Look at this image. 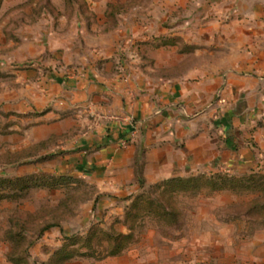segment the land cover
Returning <instances> with one entry per match:
<instances>
[{"label":"crops","instance_id":"0c3cea01","mask_svg":"<svg viewBox=\"0 0 264 264\" xmlns=\"http://www.w3.org/2000/svg\"><path fill=\"white\" fill-rule=\"evenodd\" d=\"M26 1L33 8L27 18L50 16L62 29L50 25L44 41L18 27L16 58L48 71L44 79H36L39 68L18 73L11 89L0 85V109L32 113L30 126L14 130L24 148L42 143L38 154L59 161L50 175L119 195L141 178L264 173V0H83L71 27L64 0H48L58 7L54 15L35 9L39 0ZM68 28L84 42L64 36ZM140 34L148 38L138 44L145 55H164L160 74L122 72L121 50L135 49ZM174 66L178 72L169 73ZM106 203L100 198L93 208Z\"/></svg>","mask_w":264,"mask_h":264},{"label":"rangeland","instance_id":"374dc122","mask_svg":"<svg viewBox=\"0 0 264 264\" xmlns=\"http://www.w3.org/2000/svg\"><path fill=\"white\" fill-rule=\"evenodd\" d=\"M21 1L0 0V22H6L5 30L0 29V85L10 89L16 87L18 73L39 68L36 79H44L48 71L38 67L32 58H16V49L21 45L18 27L28 25V31L35 30L44 41L49 38L46 35L50 25L62 29L50 16L36 18L32 13L27 18L32 2ZM55 2L59 4L60 0ZM39 3L35 9L46 8L53 15L58 10L48 0ZM143 4L136 9L143 10ZM84 7L83 0L62 2L69 16L67 27L76 25L75 11H84ZM103 8L96 4L97 11ZM77 34V29L68 28L64 36L74 43L83 41L84 36ZM139 37L144 40L135 44V49L126 45L121 50L122 72L137 68L142 73L160 74L162 68L156 64L163 53L158 50L157 60L152 61L138 47L148 38L145 34ZM176 68L169 73H177ZM182 68L186 67L179 70ZM32 78L27 83L35 79ZM31 114L0 109V264H264L263 172L214 175L194 171L170 183L166 180L174 177L157 182L140 179V187L119 195L100 193L95 185L73 175L66 176L72 179L56 187L37 185L30 177L20 179L36 174L44 175L47 181L49 170L59 161L51 154H38L42 147L24 148L25 137L14 128L30 126L34 121ZM6 134L9 136L4 137ZM39 167L40 172L32 171ZM100 198L107 203L94 209L93 202ZM64 203L69 204L67 208ZM59 219V226L38 237L41 226ZM8 231L10 236L21 232L20 242L12 241ZM105 232L127 235L123 252L104 256L103 244L108 243ZM92 233L93 247L87 248L80 237L85 239ZM103 239L106 242L101 246L99 241ZM69 251L73 254L67 257Z\"/></svg>","mask_w":264,"mask_h":264},{"label":"trees","instance_id":"16d2710c","mask_svg":"<svg viewBox=\"0 0 264 264\" xmlns=\"http://www.w3.org/2000/svg\"><path fill=\"white\" fill-rule=\"evenodd\" d=\"M111 7L114 8L115 6L110 5V8ZM34 146L36 148H39V147H42L44 145H42V143H41V144L34 145ZM216 173H213V174L215 175ZM216 175H223V174H220V172H219V174L217 173ZM29 177H30V180H32L34 182H38V183H36L37 185H41L42 184V185H45V186H48V187H56L59 184L61 185V183L64 182L63 180H65V179H70L71 180L72 179V177H66L65 175H60L59 177L54 176V175H49V179L47 181H45V180H43L44 175H36V174H34L32 176L21 178L20 180H22V179H28L29 180ZM181 179H182V177H177L176 176V177L171 178V179L166 180V181H169L167 183H170V182H174V181H179ZM141 180L143 181V178H141ZM66 202H67V200H66ZM64 205H66L65 207L67 208L69 204L68 203H64ZM60 224H61L60 219H59V221H55V220L54 221H48L43 226H41V228L39 230L38 237L41 235V233L45 232L46 230H49L50 228H52L54 226H59ZM19 226H22V225H19ZM11 233H13L12 230H11ZM7 234L12 239V241H15V242H20V240L22 239V237H21L22 233L21 232H14V234L12 236H10V231H8ZM94 235L95 234L92 233L91 235H88L85 239L83 237H80V239L82 238L81 242L83 241V244L87 248H92L93 244H91V243H92L93 237H95ZM126 237H127V235H122L120 233L119 234H113V233L105 232V239L107 240L108 243L106 245L103 244V248H104V250H106V253H105L104 256H107V255L114 256V255H118L121 252H123L125 247H126L124 245V243H123L125 241H123V240ZM104 242H106L104 239L99 241L101 246H102V243H104ZM75 243H76V239H75ZM26 252H27V250L25 249V253ZM62 252H64V250ZM72 254L73 253H70V251H69V252H67L66 256L69 257V255H72ZM83 254L90 255V254H87V253H83Z\"/></svg>","mask_w":264,"mask_h":264},{"label":"built area","instance_id":"2783aa9c","mask_svg":"<svg viewBox=\"0 0 264 264\" xmlns=\"http://www.w3.org/2000/svg\"><path fill=\"white\" fill-rule=\"evenodd\" d=\"M122 143H123V145H126L127 144V141H123Z\"/></svg>","mask_w":264,"mask_h":264}]
</instances>
